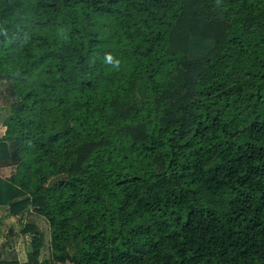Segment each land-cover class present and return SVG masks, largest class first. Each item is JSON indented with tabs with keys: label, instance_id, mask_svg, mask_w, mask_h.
Wrapping results in <instances>:
<instances>
[{
	"label": "trees",
	"instance_id": "16d2710c",
	"mask_svg": "<svg viewBox=\"0 0 264 264\" xmlns=\"http://www.w3.org/2000/svg\"><path fill=\"white\" fill-rule=\"evenodd\" d=\"M0 80V264H264V0H0Z\"/></svg>",
	"mask_w": 264,
	"mask_h": 264
},
{
	"label": "rangeland",
	"instance_id": "374dc122",
	"mask_svg": "<svg viewBox=\"0 0 264 264\" xmlns=\"http://www.w3.org/2000/svg\"><path fill=\"white\" fill-rule=\"evenodd\" d=\"M9 97L6 83L0 80V130L2 131V122L4 118L10 112V106L8 105L7 99ZM2 148L4 154L7 156V145L2 143ZM92 144H86L83 146L78 154L77 163L75 169L87 158ZM13 165L10 161L0 162V176L9 175L13 170ZM46 219L39 215L32 207L24 211L20 216H10L6 219L0 221V234L5 237L10 231L18 234L20 239L30 242L31 237L35 231H39L40 234L43 233L46 225ZM58 264H70L68 260H60Z\"/></svg>",
	"mask_w": 264,
	"mask_h": 264
},
{
	"label": "clouds",
	"instance_id": "9594fccd",
	"mask_svg": "<svg viewBox=\"0 0 264 264\" xmlns=\"http://www.w3.org/2000/svg\"><path fill=\"white\" fill-rule=\"evenodd\" d=\"M108 60H109V62H111V61H112V57L109 56V57H108ZM116 63H117V65H118V64H119V61H117Z\"/></svg>",
	"mask_w": 264,
	"mask_h": 264
}]
</instances>
